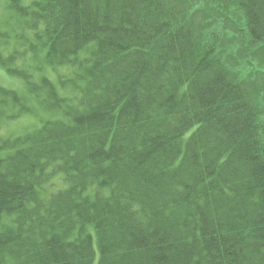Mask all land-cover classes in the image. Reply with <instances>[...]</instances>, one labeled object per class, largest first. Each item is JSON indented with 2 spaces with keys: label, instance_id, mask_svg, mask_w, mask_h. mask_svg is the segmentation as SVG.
Wrapping results in <instances>:
<instances>
[{
  "label": "trees",
  "instance_id": "1",
  "mask_svg": "<svg viewBox=\"0 0 264 264\" xmlns=\"http://www.w3.org/2000/svg\"><path fill=\"white\" fill-rule=\"evenodd\" d=\"M208 5L239 46L169 0H6L0 120L49 119L0 136V264H264V0Z\"/></svg>",
  "mask_w": 264,
  "mask_h": 264
},
{
  "label": "rangeland",
  "instance_id": "2",
  "mask_svg": "<svg viewBox=\"0 0 264 264\" xmlns=\"http://www.w3.org/2000/svg\"><path fill=\"white\" fill-rule=\"evenodd\" d=\"M24 1L26 3H30L32 0ZM189 1L191 2V5ZM169 2L175 10L178 19H183V22H187L190 18L192 19L197 34L203 36L204 34L210 32L213 28H215V30L213 31L222 33L223 37L225 36V38L227 39L229 46L235 48L241 44L239 39H237L235 36V28L231 24V22H219L217 19H215V11H211L210 9H208V4H212L213 0H169ZM5 6L6 0H0V20L4 17V14H6ZM192 7H194V9ZM189 9L192 11H189ZM220 15L222 16L221 13ZM222 20L225 21L226 19L222 18ZM218 23H220L221 25H218ZM225 31H229L231 35H226ZM49 76L52 80H55V75L53 73L50 72ZM248 81L250 85L249 87L252 89V91H255V95H257L256 105L259 106V111H261L260 114H263L264 102L263 105H260L262 104L260 103L262 99L261 92L264 91L262 82L256 80L255 78H251ZM0 86L20 92L25 90V83L22 80L7 75L2 69H0ZM14 115L15 114L12 113L10 116ZM47 119H49V117L45 114L42 115V118L34 117L32 115H26L17 118H11L10 120H0V136L4 137V139L10 138V136H20L34 130V128L38 124H40L39 121H46Z\"/></svg>",
  "mask_w": 264,
  "mask_h": 264
}]
</instances>
